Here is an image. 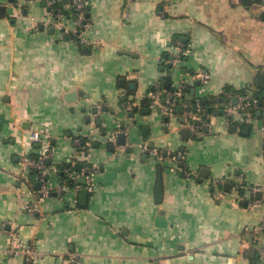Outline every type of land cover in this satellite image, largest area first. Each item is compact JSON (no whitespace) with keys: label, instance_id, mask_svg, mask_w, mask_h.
Segmentation results:
<instances>
[{"label":"crops","instance_id":"1","mask_svg":"<svg viewBox=\"0 0 264 264\" xmlns=\"http://www.w3.org/2000/svg\"><path fill=\"white\" fill-rule=\"evenodd\" d=\"M77 1L61 0L68 28ZM241 1L87 0L81 43L47 26L45 0H0V264H264V120H223L236 93L258 92L264 67V0ZM174 38L184 56L165 65ZM200 69L211 75L205 86L192 80ZM181 86L167 116L166 94ZM192 113L209 123L203 137L183 127ZM123 123L121 146L111 138ZM74 138L88 142L94 191L80 199L79 178L76 200L42 197L39 173L20 161L48 144L47 167L79 172ZM177 153L178 162L167 156ZM3 226L40 257L11 255Z\"/></svg>","mask_w":264,"mask_h":264},{"label":"built area","instance_id":"2","mask_svg":"<svg viewBox=\"0 0 264 264\" xmlns=\"http://www.w3.org/2000/svg\"><path fill=\"white\" fill-rule=\"evenodd\" d=\"M56 4H61V0H45V6L48 12V21L47 26L49 28H58L61 33L65 36L71 37L72 39H77L78 42L85 43L86 40L81 35L84 31L88 30L90 27L89 19L86 15V9L88 6L87 0H78L76 5L71 8L70 18L72 20V27L68 28L66 25L62 23L65 14V9L67 8L65 5L63 7H58L52 9ZM63 4V3H62ZM66 7V8H65ZM126 13L124 17H127ZM183 44L179 38H174L170 42L169 56L164 60L165 65L176 66L178 65L184 56ZM259 74H264V67L257 70ZM211 78L210 73L205 69L198 70L192 76L193 81H198L201 85L205 86L208 84ZM182 86L168 91L166 94V101L163 107V111L167 114V116H173L175 110V99L177 100L181 94ZM160 85L157 84L154 91H152L148 97L149 99L156 100L159 98ZM236 100V104L232 105L230 101L228 102L227 107L225 108L223 114L224 123L229 126L232 124L239 123L237 118L238 115L242 117V123H253L257 116L255 113H259L262 115V119L264 120V105H260V100L253 93H244L239 92L234 95ZM264 98V93H263ZM195 107L201 110L199 101H195ZM189 106V104H186ZM197 109V110H198ZM183 127L191 132L194 137H203L205 135L206 130L209 128V123L207 121H202L201 118L194 113L186 115L183 122ZM117 134H114L111 138L112 142L115 143ZM30 138L32 142L41 143L42 138L39 132L33 131L30 134ZM80 138L73 139V147H74V161L80 164H83L81 171H76L74 166L70 165L66 168H61L58 170L54 166L47 167L46 162L51 160L53 157L52 150L49 148L48 144L47 148L41 152L36 154L35 156H26L23 157L20 161V167L23 170H27L30 172H38L40 175V181L43 183L40 194L42 197L49 196L52 192H55L59 197L64 195L67 192H70L74 195L76 200L78 191L80 187L76 184V180L79 178H83L85 181L84 188L88 193H92L95 189V173L96 169L93 166H90L86 161L87 153H85V148L88 142L83 143ZM82 144V145H81ZM146 153L153 157L157 158V160H161V156L152 148L144 147ZM169 159L173 162H178V158H182L183 154L177 153L174 155L168 154ZM181 162V160H180ZM182 163V162H181ZM62 172L66 179L62 176L61 182L58 186H51L48 183L47 178L57 173ZM68 180L72 181V184H68ZM23 209L28 213L35 212V206L33 204H25ZM264 223V222H263ZM264 224L260 226V229H263ZM2 230L7 234L10 239V249L9 253L11 255H25L30 258L40 257L41 253L37 252L33 246L25 241H23L16 231L7 230L5 226L2 227ZM258 255L261 259L264 260V247H257Z\"/></svg>","mask_w":264,"mask_h":264},{"label":"water","instance_id":"3","mask_svg":"<svg viewBox=\"0 0 264 264\" xmlns=\"http://www.w3.org/2000/svg\"><path fill=\"white\" fill-rule=\"evenodd\" d=\"M257 86L260 88V89H264V74H259L258 76H257ZM72 95V94H71ZM206 103V100H204L203 101V104H205ZM183 107L182 106H179L178 108H177V112L178 113H183ZM98 110H99V108H96V107H94V108H92V112H93V114H97L98 113ZM102 110L103 111H110V112H113L112 110H108V108H106V107H104V108H102ZM194 110V109H193ZM182 121L184 122V118H182ZM102 122V120L101 119H98V124H100ZM124 128H125V124L123 123V124H121L120 126H119V129L120 130H122V131H120V133L116 136V138H117V144L118 145H121V146H124L125 144H126V137L127 136H125V134L124 133H122L123 132V130H124ZM116 129V128H115ZM114 129V130H115ZM233 129V128H232ZM103 131V134L105 135V130L103 129L102 130ZM110 138V137H109ZM150 147H152L151 145H150ZM115 149V147H114V145H112L111 146V150H114ZM80 167H81V165L80 164H77L76 165V168L79 170L80 169ZM80 184L81 185H84L85 184V181H84V179L83 178H80ZM161 180H160V178H158V180H157V186H156V195L157 196H159V192H160V189H161ZM86 197H87V191H86V189H82L81 190V192H80V199H82V200H85L86 199Z\"/></svg>","mask_w":264,"mask_h":264},{"label":"trees","instance_id":"4","mask_svg":"<svg viewBox=\"0 0 264 264\" xmlns=\"http://www.w3.org/2000/svg\"><path fill=\"white\" fill-rule=\"evenodd\" d=\"M242 2V4L243 5H245V6H250L251 4H253V3H257V0H242L241 1ZM58 7H61V5L60 4H56L55 6H53L52 7V9H55V8H58ZM64 13V12H63ZM241 92H244V93H246V91L244 90V91H241ZM263 93H264V91L263 90H261V89H258V92L255 94V96L260 100V105H264V98H263ZM177 102V100L175 99V103ZM200 104H202L201 102H200ZM204 107V106H203ZM194 109V110H193ZM191 111L192 112H195L196 111V107H195V105H194V103H193V106H192V108H191ZM255 115H256V113H255ZM257 116V115H256ZM203 118V117H202ZM82 142V141H81ZM82 145V144H81ZM85 150H86V148H85ZM65 166H67V167H69L68 165H65ZM35 172V171H34ZM33 172V173H34ZM35 174H36V172H35ZM63 175V177L66 179V177L64 176V174H62ZM68 184H72V181H70V180H68Z\"/></svg>","mask_w":264,"mask_h":264}]
</instances>
